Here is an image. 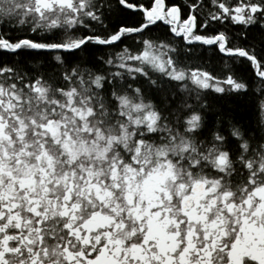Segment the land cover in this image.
Returning a JSON list of instances; mask_svg holds the SVG:
<instances>
[{
    "label": "snow or ice",
    "instance_id": "6c2138e0",
    "mask_svg": "<svg viewBox=\"0 0 264 264\" xmlns=\"http://www.w3.org/2000/svg\"><path fill=\"white\" fill-rule=\"evenodd\" d=\"M0 264H264V0H0Z\"/></svg>",
    "mask_w": 264,
    "mask_h": 264
}]
</instances>
